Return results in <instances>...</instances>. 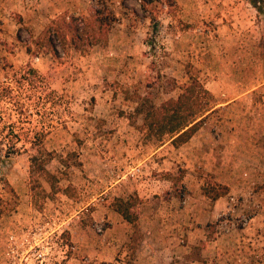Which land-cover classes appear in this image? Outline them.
Here are the masks:
<instances>
[{
    "label": "rangeland",
    "instance_id": "obj_1",
    "mask_svg": "<svg viewBox=\"0 0 264 264\" xmlns=\"http://www.w3.org/2000/svg\"><path fill=\"white\" fill-rule=\"evenodd\" d=\"M97 8L116 16L106 41L36 52L52 20ZM241 59L264 72V11L249 0H0V264H264V184L242 195L200 166L164 163L185 142L144 127L190 77L207 88ZM105 209L124 220L120 243L104 236Z\"/></svg>",
    "mask_w": 264,
    "mask_h": 264
},
{
    "label": "crops",
    "instance_id": "obj_2",
    "mask_svg": "<svg viewBox=\"0 0 264 264\" xmlns=\"http://www.w3.org/2000/svg\"><path fill=\"white\" fill-rule=\"evenodd\" d=\"M51 5H54L53 2ZM261 64L259 61L238 60L231 64L235 68L233 73L230 70L227 75H218L208 82L207 89L216 98V105L210 113L213 115L218 110L220 114L218 120L211 122L210 125L204 123L187 142L176 149L175 157L169 155L162 161L173 163L176 160L189 168L190 175H193L194 170L200 166L226 185L230 191L235 189L242 195L254 196L255 192L251 185L264 184V72L256 70L262 66ZM252 69L256 70L255 73H251ZM166 145L168 144L160 148ZM112 189L115 191V188ZM214 203L216 207L224 204L222 199H217ZM198 207L195 204L190 206L189 210H193V215H197ZM96 211L93 215L97 213V217H100L102 210ZM154 211L152 221L155 224L162 229L171 226L170 222L160 218L159 210ZM105 213L113 223L105 231L104 236L115 244L120 243L124 233L118 228L119 225L124 226V220L111 209L103 210L104 215ZM173 219L176 222L174 226L178 230L177 233L182 238V210L180 213L175 212ZM173 231L171 229L170 234L174 238ZM113 232L115 234L111 235ZM169 247L168 241L163 242L164 249ZM179 250H182V245Z\"/></svg>",
    "mask_w": 264,
    "mask_h": 264
},
{
    "label": "trees",
    "instance_id": "obj_3",
    "mask_svg": "<svg viewBox=\"0 0 264 264\" xmlns=\"http://www.w3.org/2000/svg\"><path fill=\"white\" fill-rule=\"evenodd\" d=\"M250 4L258 12L264 11V0H249ZM116 21L113 11L108 9H94L89 17L71 16L68 21L61 17L54 19L40 33L34 41L36 52L52 53L58 55L55 42L58 44L69 43L74 48H82V45L91 46L106 41L112 23ZM31 47H27V52ZM84 52L85 49H79ZM215 107L213 94L205 87L204 83L195 77L182 88L176 99H169L157 107L150 106L144 116V127L148 130V136L157 141H163L165 137L176 145L188 141L197 131L204 118ZM51 156L52 153H45ZM35 159V158H34ZM43 172L48 171L41 168ZM4 180V179H3ZM4 184L7 182L4 180ZM114 208L124 219L134 222L136 217L130 211V203L122 198H114Z\"/></svg>",
    "mask_w": 264,
    "mask_h": 264
}]
</instances>
